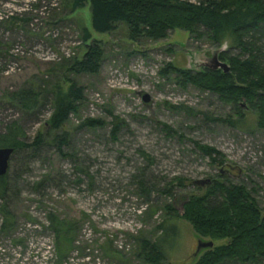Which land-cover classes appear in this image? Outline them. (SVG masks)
<instances>
[{"label":"rangeland","instance_id":"374dc122","mask_svg":"<svg viewBox=\"0 0 264 264\" xmlns=\"http://www.w3.org/2000/svg\"><path fill=\"white\" fill-rule=\"evenodd\" d=\"M64 2L0 0V131L17 120L25 140L32 142L39 133L42 138L39 146L12 154L3 200L15 215V225L4 232L0 214V264H154L142 250V238L160 240L161 264H193L200 235L181 216L183 202L210 184L202 188L193 180L210 176L244 182L264 208V129L257 124L255 108L244 100L239 124L207 118H235L236 109L216 92L192 83L183 86L176 72L161 70L171 62L196 72L205 69L216 51L244 53L228 37L216 42L178 27L160 39H132L125 22L99 32L92 27L89 1L74 11ZM86 26L103 44L104 54L97 72L78 73L68 65L91 43L83 38ZM69 79L84 86L85 98L55 129L50 124L54 91L59 86L65 92ZM22 86L44 90L46 99L35 111L10 102L9 93ZM146 92L149 101L144 100ZM114 115L123 119L116 136ZM87 117L105 123L82 125ZM162 122L177 133L167 134ZM64 131L68 139L59 146L53 138ZM194 140L221 150L224 161H213ZM229 164L235 169L222 170L230 169ZM176 176L182 184L170 183ZM166 203L179 213L167 212ZM50 211L77 223L66 261L57 253ZM165 223L169 229L164 233ZM213 240L220 244L227 239Z\"/></svg>","mask_w":264,"mask_h":264},{"label":"trees","instance_id":"16d2710c","mask_svg":"<svg viewBox=\"0 0 264 264\" xmlns=\"http://www.w3.org/2000/svg\"><path fill=\"white\" fill-rule=\"evenodd\" d=\"M88 1L92 27L99 32H110L116 29L120 22H125L132 39L143 36L152 39L164 38L169 30L176 27L186 29L197 37L209 36L216 42L230 38L233 45L241 48L244 56L228 54L227 50H222L219 57L231 64L229 71L205 67L195 72L190 68H178L168 62L161 73L172 70L176 72L175 77L183 86L192 83L200 88H207L236 109L235 118L230 115H207V118L228 121L233 125L239 124L244 119L241 104L244 100L255 108L258 114L257 124L264 129V0H65L64 4L74 11ZM83 38L92 39L91 43L82 57L73 58L68 68L78 73L97 72L104 54L103 44L99 39L92 37V32L87 26L83 28ZM83 89L84 86L74 80H70L65 92L56 86L54 111L50 117L53 128L62 127L70 113L77 110V101L85 98ZM8 96L12 104L26 112L35 111L43 103V99H46L44 90L39 86H22L11 91ZM175 107L184 108L191 113L194 111L185 104H176ZM122 122L123 119L119 115H114V136L117 135ZM104 123L103 118L87 117L82 125L95 126ZM162 123L167 134L177 133L171 124ZM24 135L25 131L17 120H14L5 131H0V146H13L16 151L22 147L39 146L42 142L40 133L32 142L25 140L22 137ZM67 139V132L64 131L56 134L53 141L61 146ZM194 142L197 148L213 161H224V153L215 146L198 140ZM176 182L182 184L181 176L170 180L171 184ZM8 184V172L0 174L1 229L4 232L13 230L15 225V215L6 200H3ZM142 185L144 186L145 182ZM144 189L148 190L147 187ZM164 190L170 192L171 187ZM214 196L221 199L211 202L210 198ZM165 208L169 209L167 212L176 209L170 203H166ZM175 212L177 214L179 210L176 209ZM181 216L191 222L199 235L227 239L203 250L193 264L264 262V208L244 182L213 181L203 192L191 193L184 199ZM47 219L55 234L57 253L66 261L74 247L77 223L73 219L61 217L54 211L48 213ZM162 228L164 233L169 229L166 223L162 224ZM141 247L148 260L154 264L162 263L164 250L160 240L142 238Z\"/></svg>","mask_w":264,"mask_h":264},{"label":"water","instance_id":"95a60500","mask_svg":"<svg viewBox=\"0 0 264 264\" xmlns=\"http://www.w3.org/2000/svg\"><path fill=\"white\" fill-rule=\"evenodd\" d=\"M221 51V50H220ZM220 51L214 52L213 57L211 58V62L207 63L206 67H210L213 69L221 68L223 71L227 72L231 68V64L227 60L220 59L219 54ZM145 101H149L151 95L149 92L144 93L143 95ZM14 152L13 146H0V174H6L10 168V162L12 158V154ZM232 167H235L232 165ZM212 178L210 176L204 178L194 179L193 182L201 185L205 188L209 183H211ZM215 245L213 238H205L202 235L198 237V244L195 251V255H199L203 250L207 248H211Z\"/></svg>","mask_w":264,"mask_h":264},{"label":"flooded vegetation","instance_id":"af4514ba","mask_svg":"<svg viewBox=\"0 0 264 264\" xmlns=\"http://www.w3.org/2000/svg\"><path fill=\"white\" fill-rule=\"evenodd\" d=\"M229 166H230V169L229 168H223L222 170H231V169H235V167H232V165H230L229 164ZM212 178V177H211ZM214 181V178H212V181H211V183ZM203 188V187H202ZM202 191H204V189H202Z\"/></svg>","mask_w":264,"mask_h":264}]
</instances>
